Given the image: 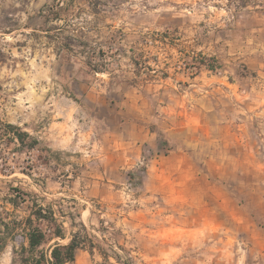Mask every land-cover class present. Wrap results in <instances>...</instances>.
Returning a JSON list of instances; mask_svg holds the SVG:
<instances>
[{
    "label": "rangeland",
    "instance_id": "1",
    "mask_svg": "<svg viewBox=\"0 0 264 264\" xmlns=\"http://www.w3.org/2000/svg\"><path fill=\"white\" fill-rule=\"evenodd\" d=\"M49 1L0 0V120L58 152L38 167L37 151L5 152L2 196L9 186L37 193L63 223L62 244L98 235L104 221L142 264H264V0H114L100 21L87 0H67L77 18L54 37L85 29L105 50L122 32L124 50L154 32L180 38L177 49L149 50L170 78L137 87L125 57L104 73L62 60L35 32ZM193 51L220 68L176 72ZM12 247L0 264H12ZM101 263L77 253V264Z\"/></svg>",
    "mask_w": 264,
    "mask_h": 264
},
{
    "label": "trees",
    "instance_id": "2",
    "mask_svg": "<svg viewBox=\"0 0 264 264\" xmlns=\"http://www.w3.org/2000/svg\"><path fill=\"white\" fill-rule=\"evenodd\" d=\"M234 0H229L233 4ZM90 15L100 21L106 19L118 5L114 0H87ZM245 4V3H243ZM71 4L67 0L49 1L39 13L43 22V27L35 29V32L46 34L47 38L53 40L58 45L57 54L62 60L71 62L73 59L82 57L84 64L95 73H104L111 69V62L117 57H125L129 60V65L133 69V78L128 84L134 87L153 83L157 78L169 79V64L165 70H158L152 64L159 65L158 57L151 54V49L172 48L177 49L180 39L175 34L166 31L164 33L154 32L142 35L128 50H124L122 42L125 34L119 36L112 35L107 41V50L103 47L96 48L88 38L85 29H75L78 32L77 40L71 37L62 39L54 37L53 32H59L62 27L58 24L70 22ZM12 30L3 32L12 33ZM37 34V33H36ZM90 34V33H89ZM194 57L186 53L189 61L183 55L179 58L182 66L175 65L176 72L183 71L184 75L190 79L198 77L202 69L216 72L220 68L218 59L215 56L205 55L203 52H192ZM188 54V55H187ZM177 63V64H178ZM180 71H177V70ZM113 74V72H112ZM12 146L14 147L12 149ZM38 152V167L41 163L46 164L51 154L57 155L52 149L43 148L41 142L21 127L4 123L0 120V161H4L5 152L31 153ZM6 164V163H5ZM25 173V172H24ZM28 176L32 174L25 173ZM130 176V175H129ZM10 206L13 211H8ZM26 209V216L17 218L16 212L22 208ZM0 253L6 250L9 243L12 247V264H77V253L85 250L92 257L98 255L102 259L101 264H142L133 251L120 245L116 240L122 232L114 225L105 226L104 221H100L101 227L97 230L98 235H92L77 231L71 235L67 244L61 241L67 239L63 223H59L56 212L50 207H44L38 200V194L28 192L22 187L9 186L5 196L0 193ZM87 229L84 227V231ZM55 243L51 244L52 241Z\"/></svg>",
    "mask_w": 264,
    "mask_h": 264
}]
</instances>
